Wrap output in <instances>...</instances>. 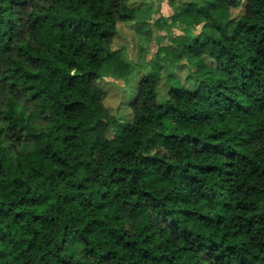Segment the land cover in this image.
Listing matches in <instances>:
<instances>
[{"label":"clouds","instance_id":"obj_1","mask_svg":"<svg viewBox=\"0 0 264 264\" xmlns=\"http://www.w3.org/2000/svg\"><path fill=\"white\" fill-rule=\"evenodd\" d=\"M0 264H264V0H0Z\"/></svg>","mask_w":264,"mask_h":264},{"label":"trees","instance_id":"obj_2","mask_svg":"<svg viewBox=\"0 0 264 264\" xmlns=\"http://www.w3.org/2000/svg\"><path fill=\"white\" fill-rule=\"evenodd\" d=\"M109 214V210H105L102 215H108Z\"/></svg>","mask_w":264,"mask_h":264}]
</instances>
